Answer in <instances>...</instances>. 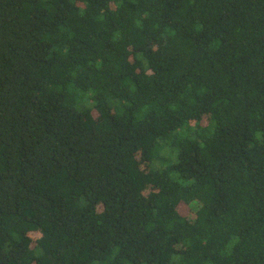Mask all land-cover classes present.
Here are the masks:
<instances>
[{
    "label": "trees",
    "instance_id": "16d2710c",
    "mask_svg": "<svg viewBox=\"0 0 264 264\" xmlns=\"http://www.w3.org/2000/svg\"><path fill=\"white\" fill-rule=\"evenodd\" d=\"M0 264H264V0H0Z\"/></svg>",
    "mask_w": 264,
    "mask_h": 264
},
{
    "label": "rangeland",
    "instance_id": "374dc122",
    "mask_svg": "<svg viewBox=\"0 0 264 264\" xmlns=\"http://www.w3.org/2000/svg\"><path fill=\"white\" fill-rule=\"evenodd\" d=\"M163 152H166L165 150Z\"/></svg>",
    "mask_w": 264,
    "mask_h": 264
}]
</instances>
